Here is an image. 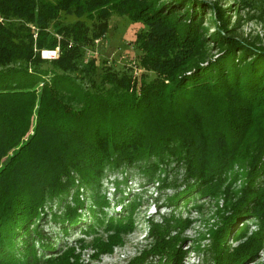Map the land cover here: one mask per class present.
<instances>
[{
  "label": "trees",
  "instance_id": "16d2710c",
  "mask_svg": "<svg viewBox=\"0 0 264 264\" xmlns=\"http://www.w3.org/2000/svg\"><path fill=\"white\" fill-rule=\"evenodd\" d=\"M220 1L0 0V264L100 263L136 231L155 184L173 190L168 211L146 218L145 243L125 264H183L191 249L198 264L258 260L264 48L237 35ZM62 13L78 20L60 24ZM112 15L144 26L138 66L153 78L80 67ZM56 49L43 70L41 51ZM206 202L214 223L201 245L185 233Z\"/></svg>",
  "mask_w": 264,
  "mask_h": 264
},
{
  "label": "rangeland",
  "instance_id": "374dc122",
  "mask_svg": "<svg viewBox=\"0 0 264 264\" xmlns=\"http://www.w3.org/2000/svg\"><path fill=\"white\" fill-rule=\"evenodd\" d=\"M203 2H212L213 0H202ZM248 5H244L242 1L238 0H221V7L226 8L227 15L231 18V22H238L237 35L243 39L253 40L255 43L261 45L264 48V0H246ZM78 19L73 15L61 14L59 23L63 25H70ZM87 24L91 29L95 26L93 22L86 20L85 18L80 19ZM0 24H6L0 18ZM205 26H208L207 20L205 19ZM144 26L139 23H132L125 17H119L112 15L107 22V32L105 36L96 40L89 46L81 48V54L78 59L80 67L86 65L90 60H93L94 65L97 68V73L103 71L115 72L117 75H126L131 77L132 81L140 82L144 76L147 79L153 78L151 72L145 71L138 66V57L140 55L139 50L136 47L135 39L136 34L143 30ZM211 30V29H210ZM54 54V57L51 58ZM40 57L47 62L41 64L43 70H52L51 65L48 61L56 59L58 57V49L55 51H41ZM77 76V74H75ZM95 81L98 78L94 77ZM97 84V83H96ZM84 85L89 87L90 85L84 81ZM127 174L133 175L128 183L131 188V192H137L140 189L139 183L141 177L139 176L137 169L126 170ZM119 179L121 178L117 175ZM124 176V174H123ZM113 179V178H111ZM105 189L111 194L112 187L109 183L104 181ZM157 184L154 187H150L144 197V202L147 201V205L141 209L138 214V226L136 231L125 238V244L121 248H116L112 255H106L102 257L100 263L92 264H125L128 259L136 254V252L143 246L144 237L147 233L145 220L148 216L155 215L157 212H167L168 210L163 208L162 197L165 195H171L172 189L166 190L164 193H160L156 190ZM165 194V195H164ZM161 196V198H160ZM111 197V195H109ZM156 198H159L155 201ZM203 201H199L201 203ZM158 205L160 209H158ZM190 205L188 208H191ZM215 209L212 208L209 203H204V207L201 212H192L190 217L193 220L192 226L185 233L186 239L199 240L201 245L207 244V229L214 223L212 218ZM186 216V215H185ZM250 230H253V223L249 221L247 223ZM204 237L202 239L201 237ZM73 240V237L69 239ZM188 244V243H187ZM232 246L237 243L230 242ZM188 246V245H187ZM192 248V247H191ZM186 249V247L184 248ZM91 250H85L83 252V259L85 262L88 261V256ZM201 262V257L191 249L187 258L183 264H198ZM264 263V251L260 252L258 260L252 263L246 264H262Z\"/></svg>",
  "mask_w": 264,
  "mask_h": 264
},
{
  "label": "built area",
  "instance_id": "2783aa9c",
  "mask_svg": "<svg viewBox=\"0 0 264 264\" xmlns=\"http://www.w3.org/2000/svg\"><path fill=\"white\" fill-rule=\"evenodd\" d=\"M53 57H54V54H53V56L51 58H53Z\"/></svg>",
  "mask_w": 264,
  "mask_h": 264
}]
</instances>
